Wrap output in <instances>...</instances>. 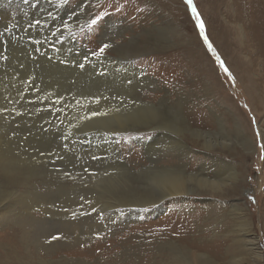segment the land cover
I'll use <instances>...</instances> for the list:
<instances>
[{
  "label": "rangeland",
  "instance_id": "rangeland-1",
  "mask_svg": "<svg viewBox=\"0 0 264 264\" xmlns=\"http://www.w3.org/2000/svg\"><path fill=\"white\" fill-rule=\"evenodd\" d=\"M192 4L0 0V264H264V19Z\"/></svg>",
  "mask_w": 264,
  "mask_h": 264
},
{
  "label": "bare ground",
  "instance_id": "bare-ground-1",
  "mask_svg": "<svg viewBox=\"0 0 264 264\" xmlns=\"http://www.w3.org/2000/svg\"><path fill=\"white\" fill-rule=\"evenodd\" d=\"M249 3V5H247L246 6V10H244V11H241L240 13H239V19H238V17L236 18V25H235V27H231V29H233L234 30V32H237V33H239V29L240 28H242L243 30H245V32H246V28H247V24H244L243 22H241L240 21V18L241 17H245L244 16V14H246V15H248L249 16V19H250V27L251 28H257L258 26H257V24H258V20H261L262 21V19H264V10H261V9H257V7L258 6H261V4L263 3L264 4V0H257V2L255 1V0H247V4ZM254 8H256V11H255V9ZM77 11V10H76ZM238 15V14H237ZM247 16V17H248ZM244 20V19H243ZM239 23H242V26L241 25H239ZM234 26V25H233ZM249 27V26H248ZM249 27V28H250ZM255 32V31H254ZM247 33V32H246ZM261 34V33H260ZM252 36V35H251ZM257 36H254L253 35V39L250 37L249 38V40L251 41V42H253V44L252 45H255V50H254V55H257V57H254V58H260V60L262 61V64H263V67H264V56H261V55H264V44L260 41V38H256ZM259 37V36H258ZM248 46V42L246 43V44H244V48H246ZM252 47V46H251ZM253 58V57H252ZM259 63V62H258ZM262 78H263V80H264V71L262 70ZM261 87V84H260V82L256 79V78H253V80H252V83L250 84V87L248 88L249 89V91L251 92V94H252V96H253V100H254V103H255V105H257V102H263L264 101V97H262V96H258V88H260ZM252 144V143H251ZM210 145V144H209ZM208 148V147H207ZM111 151V150H110ZM182 151V150H181ZM119 152V151H118ZM184 155L185 156H187L188 157V159L190 160V157H189V155H188V152L186 151L185 153H184ZM208 155H210V154H208ZM112 164V163H111ZM166 167V166H165ZM186 168V167H185ZM165 169H167V168H164V169H162V170H160V171H165ZM201 169V168H200ZM123 170V169H122ZM205 170H207V168L205 169ZM171 171V170H170ZM146 172V171H145ZM183 171H181V173H182ZM144 173V172H143ZM172 173H175V172H172ZM186 173H189V175H190V172H183L182 174H186ZM207 173V172H206ZM12 174V173H11ZM170 175V174H169ZM188 175V174H187ZM188 175V176H189ZM207 175V174H206ZM174 176V175H173ZM170 177V176H169ZM7 178V177H6ZM5 179V178H4ZM8 179V178H7ZM11 179V178H10ZM13 179V178H12ZM173 179V177H171V179H170V182H168L167 183V181L166 182H164V183H162L161 185H160V192L163 194V195H160V198H155L154 196H150V194L148 195L150 198L149 199H144L143 198V196H141L139 193H138V195H137V197L135 196L134 198L133 197H131L130 199H126V200H124L123 202L124 203H128L130 206H131V204L130 203H138L139 201H141V200H139V198L140 197H142L141 199H143V200H145L146 202H144V204H146V203H152V202H156L158 199H161V198H163V197H166V196H168V195H173V194H185V193H187V188H186V186L188 185V184H186V182L185 181H183V182H181V181H179V180H175V181H171ZM182 179V178H181ZM30 180V179H29ZM11 181V180H10ZM21 181V180H20ZM6 182V181H5ZM27 182V181H26ZM3 183V182H2ZM130 183V182H129ZM6 184V183H5ZM8 184V183H7ZM7 184H6V186H7ZM11 184V183H10ZM21 184V183H20ZM29 184V183H28ZM26 185V184H25ZM203 185V184H202ZM2 186V185H1ZM5 186V187H6ZM8 188V187H7ZM24 188V187H23ZM30 188H32V187H30ZM6 189V188H5ZM14 189V188H13ZM6 191V190H5ZM12 191H14V193H16V189H14V190H9V191H7L8 193L10 192V193H12ZM4 192V191H3ZM12 195V194H11ZM16 195V194H15ZM124 195V194H123ZM143 195V194H142ZM139 196V197H138ZM1 198H2V196H1ZM1 198H0V200H1ZM126 198V197H125ZM23 199V198H22ZM16 199H14L11 203L13 204L14 203V201H15ZM134 200H136L135 202H131V201H134ZM22 201V200H21ZM20 202V201H19ZM159 203V202H158ZM139 204H141V203H139ZM134 205V204H133ZM143 205V204H142ZM141 205V206H142ZM184 205V207H186V203L185 204H183ZM24 206H26V205H24ZM140 206V205H139ZM11 207H13V205H11V204H9V205H7V206H5L4 208H3V210H10V209H12ZM28 208V207H27ZM131 208V207H130ZM139 208H142V207H139ZM56 209H58L57 207H56ZM61 209H63V208H61ZM76 210H78V208H75ZM132 209V208H131ZM158 209V208H157ZM2 210V209H1ZM17 210V209H16ZM24 210V209H23ZM55 210V209H54ZM60 210V209H59ZM17 214V213H16ZM115 214V213H114ZM121 215V214H120ZM134 215V211H133V213L131 212V211H129V212H126V214H123V218L121 219V220H119V221H124V222H126V221H131L132 220V218H134V217H132ZM118 217H120V216H118ZM117 217V218H118ZM124 217H126V218H124ZM138 217V216H137ZM75 219V218H74ZM80 222V220H78V219H75V221H73V219H72V223L73 224H75L76 226H77V224ZM115 224V223H114ZM76 229V228H75ZM107 229H110L109 227L107 228H105L104 230H107ZM249 232V231H248ZM74 233V232H73ZM73 233H70V234H63V233H61V234H59V235H57L56 237H55V239L58 241V240H60L61 239V241H66V240H68V239H70L71 237H73L74 236V238L75 239H77L76 237H75V233L73 234ZM76 233H77V231H76ZM252 235V234H251ZM254 236V235H253ZM252 236V237H253ZM56 240H55V242H56ZM110 242V241H109ZM249 242V241H248ZM254 244V243H253ZM108 245V244H107ZM77 249H75L73 252H82L83 250V248L84 247H79V245L76 247ZM254 248H258V247H256V246H254ZM72 250V249H71ZM84 250H86L87 251V253L88 252H90V251H94L93 249H90V250H88L87 248L85 249L84 248ZM253 250V249H252ZM110 250L108 249V250H106V252H109ZM57 252V251H56ZM62 251H60V252H57V253H61ZM64 252V251H63ZM252 252H255V251H252ZM257 252V251H256ZM190 253V252H189ZM70 255V254H69ZM74 255H76V254H74ZM60 256H61V254H60ZM63 256H64V254H63ZM262 256V254L260 253V252H258L257 253V260L256 261H259V258ZM200 257H201V255H200ZM203 257H205V256H203ZM207 257H208V255H207ZM202 259H205V258H202ZM201 259V261H203ZM57 261V260H56ZM205 262V261H204Z\"/></svg>",
  "mask_w": 264,
  "mask_h": 264
},
{
  "label": "snow or ice",
  "instance_id": "snow-or-ice-1",
  "mask_svg": "<svg viewBox=\"0 0 264 264\" xmlns=\"http://www.w3.org/2000/svg\"><path fill=\"white\" fill-rule=\"evenodd\" d=\"M25 2H27V0H25ZM62 2H65V3H66L67 0H62ZM187 2H188L190 5H192V11H193L194 13H196V17H197V19L199 20V13H197L195 5L192 4V0H187ZM99 19H100V17H97L95 20L92 21V24H96L97 21H98ZM36 23L38 24L39 21H36ZM200 27H201V30H203L204 25H203V22H202V21L200 22ZM205 38L207 39V37H205ZM106 47H108V46L105 45L104 48H106ZM104 48H101V49H100V53H98V54H102L103 51H104ZM221 63L223 64L222 61H221ZM225 71H227V69H225ZM93 115H96V113H93Z\"/></svg>",
  "mask_w": 264,
  "mask_h": 264
}]
</instances>
